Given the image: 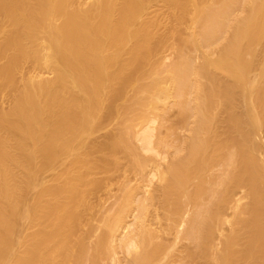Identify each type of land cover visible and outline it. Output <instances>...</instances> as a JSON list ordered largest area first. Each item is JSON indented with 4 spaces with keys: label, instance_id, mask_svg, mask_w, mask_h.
Listing matches in <instances>:
<instances>
[{
    "label": "bare ground",
    "instance_id": "1",
    "mask_svg": "<svg viewBox=\"0 0 264 264\" xmlns=\"http://www.w3.org/2000/svg\"><path fill=\"white\" fill-rule=\"evenodd\" d=\"M0 264H264V0H0Z\"/></svg>",
    "mask_w": 264,
    "mask_h": 264
}]
</instances>
